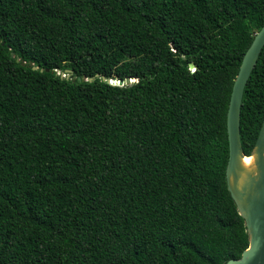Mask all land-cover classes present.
<instances>
[{"label":"trees","instance_id":"obj_1","mask_svg":"<svg viewBox=\"0 0 264 264\" xmlns=\"http://www.w3.org/2000/svg\"><path fill=\"white\" fill-rule=\"evenodd\" d=\"M263 26L264 0H0V264L240 259L227 113ZM263 122L264 49L246 156Z\"/></svg>","mask_w":264,"mask_h":264},{"label":"water","instance_id":"obj_2","mask_svg":"<svg viewBox=\"0 0 264 264\" xmlns=\"http://www.w3.org/2000/svg\"><path fill=\"white\" fill-rule=\"evenodd\" d=\"M263 49L264 26L256 33L251 46L243 57L233 85L227 113L229 139L227 185L239 214L245 221L250 240L249 248L243 252L242 257L231 260L227 264H264V122L250 156L245 155L241 141V111L244 91ZM22 65H25V62H22ZM30 66L35 71L39 70L32 63ZM191 68L194 66L191 65ZM81 80L79 78V81ZM83 80L93 81L87 77H84ZM111 82L124 86L131 85L135 80L127 78L126 81ZM246 158L253 159L250 165L245 164Z\"/></svg>","mask_w":264,"mask_h":264},{"label":"bare ground","instance_id":"obj_3","mask_svg":"<svg viewBox=\"0 0 264 264\" xmlns=\"http://www.w3.org/2000/svg\"><path fill=\"white\" fill-rule=\"evenodd\" d=\"M252 160V158H246L244 162L246 165H250L252 163Z\"/></svg>","mask_w":264,"mask_h":264}]
</instances>
